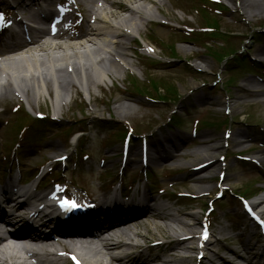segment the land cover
Returning <instances> with one entry per match:
<instances>
[{"label":"rangeland","instance_id":"rangeland-1","mask_svg":"<svg viewBox=\"0 0 264 264\" xmlns=\"http://www.w3.org/2000/svg\"><path fill=\"white\" fill-rule=\"evenodd\" d=\"M188 1L190 0H169L160 5L163 14L155 13L154 19L158 23H151L147 28L148 39L136 38L129 50L130 64L125 63L124 68L112 78L105 76L102 87H92V92L101 98V102L95 103L82 92V96L57 110L67 115L70 120L60 123L39 121L34 123L33 127L29 126L23 137L16 136V131L24 125L23 122L17 123V118H27L31 109L33 114L38 110L45 113L55 111L54 99L44 92L38 101L35 100L32 104L24 98L6 100L8 105L21 104L22 109L15 114L5 111V107H0V167L16 165L20 156L18 163L34 171L33 168L40 167L44 163L43 160H48L43 169L55 165V169L66 175L60 182L72 187L69 190L73 194L84 196L85 193L78 192V187L86 190L87 194L96 191L97 187H101V174H98L102 170L111 171L105 177L112 176L114 179L135 174L143 175L140 154L144 144L148 146L152 142L155 143L149 151L158 155L161 151L160 144L165 142L167 137L172 138L176 147L163 156L162 162L158 165L148 163V169L155 170L161 177L158 184L162 188L153 187L159 189H153L158 191L154 203L165 205L167 212L181 211L194 215V221L188 218H183V221L196 225L192 232L198 237L199 222L206 210L207 200L215 197L216 192L220 191L219 186L221 189L227 188L225 203L216 204L219 213L215 216L212 214L215 221L212 225L214 237L210 241V252H207L203 261L210 264L209 260L215 259V253L218 252L221 255L219 260L215 259L218 264L224 262L223 258L233 264H264L259 263L264 259L262 256L252 259L256 251L245 246V242L247 244L249 241L251 226L243 229L246 233L244 241L241 242V238L235 242L229 241L233 237L236 238L237 233L234 231L239 229L234 215L239 219L244 215L242 200L234 196L235 200H231L232 193L246 198L253 197L250 202L264 196V185L259 184L264 179V163L257 164V160L264 161V63L260 64L258 74L257 68L252 67L250 70L245 64L248 60L236 56L235 62L245 66L240 73L242 69L236 71L238 67L227 63V58L229 61L230 57L219 60L221 56L229 55L232 50L244 49L247 58L260 59L264 55V39L260 40L261 37H258V34L264 37L260 32L264 31V0H222L230 12L214 13V18L218 20L221 31L230 36L228 42L224 41L223 44L212 42L214 53L191 46L186 42V34L178 31L177 28L182 25L195 28L205 26L202 17L192 9L195 3L192 2L191 6ZM140 4L152 8L154 12L157 10L147 3ZM170 15L174 19H170ZM122 16L128 15L122 13ZM160 27L165 30L161 32ZM163 42H166L167 46H162ZM168 46L173 48L174 52L167 51ZM194 70L196 74L193 75ZM131 79L136 80L140 87L149 86L148 81L152 80L158 88L156 92L148 89L154 100L138 96L133 85L129 84ZM75 94V91H71L67 100ZM159 98L163 101H158ZM121 104L131 108L125 118H121L118 113ZM10 106L8 107L12 110L14 106ZM10 114L13 119L5 124L4 121ZM171 117L173 120L168 126L167 122ZM225 118L230 120L229 128L217 127ZM80 130L86 131V134L75 142L78 137L74 136L73 132ZM128 130H132L131 151L128 164L122 169L121 144L123 135ZM147 131L151 133L146 134ZM228 134L230 137L227 138ZM13 145H21L18 155H15L18 147ZM213 145L219 146L216 153L218 168H209L204 172L195 170L204 158H196L193 153ZM238 155H243L244 158H238ZM64 156H67V159L58 164V159ZM220 156H226L225 160H220ZM120 170L124 172L122 175ZM223 170L224 179L217 184L218 175ZM197 177H203L199 185L207 191L196 192L194 186ZM52 181L55 180H48L47 186L52 185ZM246 190L251 192L247 193ZM188 199L193 201L189 202ZM230 216L233 217V225L228 223ZM165 222L156 220L157 226L141 228L139 233L144 236L141 239L151 242L162 238L169 240L173 233L165 226ZM171 227L176 228L172 223ZM218 239L221 243L215 244L214 241ZM226 240L231 243H225ZM252 241L255 244L259 239ZM186 245L196 247V240L188 241ZM223 247L231 248L234 253L238 251L245 259L240 260L238 256L229 255L228 250ZM167 248L165 245L144 250L153 255L164 254ZM196 252L192 251L191 260L186 261V264L195 263L198 259ZM67 256L68 263L72 256ZM67 263L64 261V264Z\"/></svg>","mask_w":264,"mask_h":264},{"label":"bare ground","instance_id":"bare-ground-1","mask_svg":"<svg viewBox=\"0 0 264 264\" xmlns=\"http://www.w3.org/2000/svg\"><path fill=\"white\" fill-rule=\"evenodd\" d=\"M13 1L18 6L12 19L24 27L23 36H36L27 42L23 41L21 45L11 42L0 45V76L8 77L7 85L0 81V107L9 109L6 100L12 97H23L32 104L47 92L54 99L55 110L68 104L67 98L71 91H75L77 96L85 92L92 101L100 102L101 99L92 92V87H101L104 76L111 78L124 68L125 63L130 64L128 52L135 37L127 27L128 23L135 26L139 37L148 39V16L146 20L140 21L141 25H137L135 20L138 16L142 19L140 14L145 10L152 12V8L140 3L156 7V12L161 15L160 5L167 3V0H67L70 6H77L83 22L74 26L71 22L73 15L68 8H62V15H56L60 9L52 10L44 19L47 29L38 32L25 25L23 17L38 22L36 10L41 7L42 2L46 1L49 6L54 7L58 0ZM122 13H127L128 16H122ZM169 17L174 19L172 15ZM52 20L58 28L55 35L49 27ZM159 30L162 32L165 28L160 27ZM11 39L12 37L9 41ZM130 111L131 108L124 104L118 107L121 118L127 117ZM218 149L219 146L213 145L193 153L196 158H204L201 163H207L201 169L202 172L218 168L215 161ZM148 159L154 164L160 162L158 157L151 154ZM259 163L264 161L260 160ZM202 178H196L194 188L198 193L207 191L199 185ZM126 207L129 210L134 208L133 203L127 206L117 203L108 212L117 213ZM147 207L143 213L114 221L110 215L104 220L95 219L87 224L69 219L63 228L56 227L50 234H44L32 224V220L39 217V211L33 215H24L22 206H17L16 209L12 200L0 203V264H64L66 254L87 264H186V261L191 260L190 254L195 247L187 246L184 236L192 235V240L195 239L192 229L196 225L186 224L183 218L194 221V215L181 211L167 212V207L163 204ZM254 207L264 215V196L254 203ZM83 216L88 218L87 214ZM156 220L166 221L165 226L173 233V241L168 245L167 251L155 255L143 253L126 260L119 250L129 245L137 248L128 241L143 238L139 230L151 225L157 226ZM10 221L17 228L14 233H7L4 229L3 225ZM167 221L176 228L172 229L171 223ZM47 223L52 225V221ZM201 235L200 232V237ZM207 246L199 248L196 254L203 253L205 256L210 250ZM219 255L218 252L215 253V257ZM225 264L232 263L225 261Z\"/></svg>","mask_w":264,"mask_h":264},{"label":"snow or ice","instance_id":"snow-or-ice-1","mask_svg":"<svg viewBox=\"0 0 264 264\" xmlns=\"http://www.w3.org/2000/svg\"><path fill=\"white\" fill-rule=\"evenodd\" d=\"M0 16H2V14H0ZM65 204H70L72 207H75L76 205L74 204V202H68V201H66V202H64Z\"/></svg>","mask_w":264,"mask_h":264}]
</instances>
